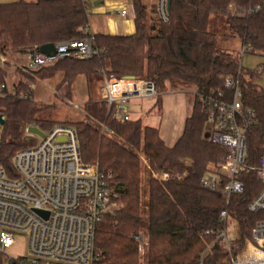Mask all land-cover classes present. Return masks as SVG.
Wrapping results in <instances>:
<instances>
[{
    "label": "trees",
    "instance_id": "16d2710c",
    "mask_svg": "<svg viewBox=\"0 0 264 264\" xmlns=\"http://www.w3.org/2000/svg\"><path fill=\"white\" fill-rule=\"evenodd\" d=\"M135 13V34L129 36L94 35L101 50L90 60L64 59L35 73L48 80L64 75L57 91L71 97L76 79L83 76L90 89L94 78H117L153 82L159 95L184 86L195 88L194 103L185 120L182 135L169 147L157 128L144 126L141 120L124 121L109 111L106 102L88 100L85 120L72 126L79 138L85 165H97L102 174L113 176L110 187L117 195V209L98 224L95 247L96 264H140L135 236L148 238L147 264H199L202 254L215 241L224 225L221 214L227 212L239 228V248L251 238L264 211L250 213L248 206L261 189L254 172L240 177L244 191L229 201L222 192L201 186L203 178L218 170L227 151L202 138L206 120L200 96L223 87L224 79L236 77L241 84V101L255 112V122L246 131L248 166H256L264 154V90L245 71L238 56L218 44V34L211 31L212 20L223 23L224 36L239 39L264 53V0H169L168 21L159 24V34L150 35L144 0H130ZM235 6L232 14L230 6ZM260 7L257 12L250 10ZM88 6L82 0H35L0 4V54L9 50L27 54L49 43H60L86 36ZM22 70V69H21ZM23 71V70H22ZM26 80L13 87V94L0 97V116L5 120L0 135V167L16 177L13 158L29 147L25 130L34 125L42 132L55 124L46 114L55 106L34 102L27 82L35 78L22 72ZM7 73L0 68V86ZM26 95V98H21ZM93 120V121H92ZM67 125V124H65ZM105 128V131L102 129ZM143 161L148 177L142 176ZM166 173L159 182L154 175ZM227 179L222 178L224 185ZM212 232V236H206ZM226 251L217 241L203 264H225Z\"/></svg>",
    "mask_w": 264,
    "mask_h": 264
},
{
    "label": "built area",
    "instance_id": "2783aa9c",
    "mask_svg": "<svg viewBox=\"0 0 264 264\" xmlns=\"http://www.w3.org/2000/svg\"><path fill=\"white\" fill-rule=\"evenodd\" d=\"M82 1L89 4L98 0ZM168 8L169 0H157L161 23L168 21ZM229 10L236 13L235 6L231 5ZM259 10L257 7L250 12ZM125 14L123 11L122 15ZM84 33L83 38L55 44L56 54L53 56L42 55L39 51L27 53V64L21 69L33 76L59 60H90L98 56L101 50L95 47L94 35L88 27ZM241 52L243 56L257 51L244 43ZM6 53L0 54L1 68L7 64ZM30 91L34 92V86H30ZM11 94L13 87L0 86V97ZM158 95V88L151 81L104 75L102 99L109 111L115 107V116L124 121L131 119L126 107L130 99L152 100ZM241 98L240 80L232 76L224 79L223 87L200 96L206 117L202 138L227 151L223 165L203 178L201 186L222 192L229 201L233 195L244 191L241 175L254 172L261 189L248 210L257 214L264 211V154L258 165L246 164V131L255 122L256 115L252 109L243 106ZM32 127L35 126L27 127L25 133L35 144L17 152L13 158L16 177H9L0 167V264H96L99 259L95 247L97 226L107 214H113L118 208L117 195L110 187L113 176L106 177L97 165L84 164L78 134L72 126L57 125L44 133L45 137L38 143L29 133ZM154 178L165 182L169 175L161 173ZM222 178L227 179L224 185L221 184ZM230 219L227 212L221 214L224 228L213 235L215 241L202 254L199 264H203L217 241L223 243L229 264H264V220L256 222L251 238L239 248L236 245L240 238L238 225L236 236L229 238ZM212 234L205 233L206 236ZM21 235L28 236L29 254L12 256L8 251L15 247L16 239ZM134 240L141 250L148 246V238L142 233Z\"/></svg>",
    "mask_w": 264,
    "mask_h": 264
},
{
    "label": "rangeland",
    "instance_id": "374dc122",
    "mask_svg": "<svg viewBox=\"0 0 264 264\" xmlns=\"http://www.w3.org/2000/svg\"><path fill=\"white\" fill-rule=\"evenodd\" d=\"M210 29L218 34L219 47L229 50L239 57L243 70L257 73L255 83L260 89L264 90V53L257 51L242 56L243 43L237 38L224 36L226 33L225 26L219 20L213 19ZM17 55L22 58L21 63H25V60H23L25 58L22 57L24 54L9 50L5 55L7 60L5 68L0 67L6 71V84L10 86L26 80L22 74L23 71L20 69V61L16 62L11 59ZM8 58L10 59L9 62ZM29 76L35 78L34 82H27L29 86H34V102L42 106H55L54 110H50L44 114L55 124L74 125L77 122L84 121L86 117L84 110L85 102L90 99L94 102H101L97 100L99 97L96 95L100 82L104 85L103 76L94 78L90 87V94L86 84L82 85L80 82L74 83L70 98L66 97L65 93L62 94L57 91V76L48 79L46 83L44 82L46 80H41L36 75ZM195 92V88L184 86L169 88L167 92L161 95L160 104L157 102V99L133 98L126 103L127 112L132 120H141L144 126L159 129L160 136L167 146L172 147L182 135L185 120L191 113ZM2 128L3 126H0L1 132ZM34 139L38 143L41 138L35 136ZM28 144L31 146L35 142H28ZM142 176L144 177L145 184V179L148 177V166L145 161L142 164ZM236 227V222L230 219L228 226L229 238L236 236ZM28 241L27 235L19 236L16 239L15 247L10 249L8 253L12 256L28 255ZM147 247L143 246L142 250L139 248L140 264H147L145 257ZM224 262L225 264H229L227 257Z\"/></svg>",
    "mask_w": 264,
    "mask_h": 264
},
{
    "label": "crops",
    "instance_id": "0c3cea01",
    "mask_svg": "<svg viewBox=\"0 0 264 264\" xmlns=\"http://www.w3.org/2000/svg\"><path fill=\"white\" fill-rule=\"evenodd\" d=\"M19 1L21 0H0V4H11L17 3ZM24 1L30 2L35 0ZM144 3L148 13L150 35L157 36L159 34L160 24V17L157 12V0H144ZM87 6L89 18L88 29L92 35L129 36L135 34V13L134 7L130 0H98L97 2L87 4ZM123 11H126L125 15H122ZM22 57L25 58L23 59L25 60V63H21L22 58L18 55L14 58H11L16 62L20 61V69L21 67H25L27 64L26 54H24V56ZM9 61L10 59L8 58V62ZM56 76L58 78L56 87H58L63 81L64 75L62 73H58ZM47 81L48 80L44 82L46 83ZM77 82L82 83V85L86 84L87 86L86 79L83 76L78 77L75 83L77 84ZM8 86L14 87V85ZM102 88L103 84L102 82H100V84L98 85V93L96 95L97 97H99L97 99L98 101L103 100ZM88 90L90 94L91 89Z\"/></svg>",
    "mask_w": 264,
    "mask_h": 264
},
{
    "label": "water",
    "instance_id": "95a60500",
    "mask_svg": "<svg viewBox=\"0 0 264 264\" xmlns=\"http://www.w3.org/2000/svg\"><path fill=\"white\" fill-rule=\"evenodd\" d=\"M38 51L42 55L53 56L56 54V45L54 43L45 44V45L41 46ZM129 78H133V77H129ZM4 124H5V120L2 116H0V125L4 126ZM29 133L31 135L37 136L41 139H43L45 137L44 132H42L40 129H38L36 127H32L29 130ZM26 141H27V143L30 142V138H27ZM0 144H1V141H0ZM40 214H42V213H40Z\"/></svg>",
    "mask_w": 264,
    "mask_h": 264
}]
</instances>
